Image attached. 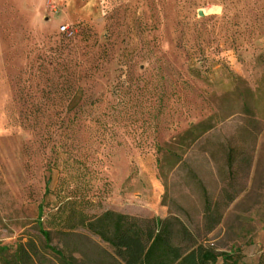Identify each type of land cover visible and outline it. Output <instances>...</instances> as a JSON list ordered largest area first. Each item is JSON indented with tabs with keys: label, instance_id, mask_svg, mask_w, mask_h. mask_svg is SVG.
I'll return each mask as SVG.
<instances>
[{
	"label": "rangeland",
	"instance_id": "obj_1",
	"mask_svg": "<svg viewBox=\"0 0 264 264\" xmlns=\"http://www.w3.org/2000/svg\"><path fill=\"white\" fill-rule=\"evenodd\" d=\"M71 37L91 100H111L131 70L158 85L153 101L166 96L146 144L57 158L42 127L22 123L16 83ZM198 125L196 140L185 136ZM207 199L221 217L210 234ZM75 209L179 217L205 246L264 264V0H0V246H40L41 220L80 264H113L99 237L64 226Z\"/></svg>",
	"mask_w": 264,
	"mask_h": 264
},
{
	"label": "trees",
	"instance_id": "obj_2",
	"mask_svg": "<svg viewBox=\"0 0 264 264\" xmlns=\"http://www.w3.org/2000/svg\"><path fill=\"white\" fill-rule=\"evenodd\" d=\"M81 33L82 40L87 39L89 32L84 29ZM78 50L74 38L63 39L49 51H42L28 67L26 76L18 80L15 103L22 123L42 127L43 141L53 143L57 158L82 156L90 143L109 149L121 146L120 139L126 137L134 139L139 147L146 144L152 133L160 132L166 96L153 101L152 91L158 85L142 75L135 76L131 70L119 76L109 89L111 100L105 95L91 100L83 66L76 57ZM199 128H190L185 136L196 140ZM50 183L51 177L46 179V193ZM213 209L207 199V234L221 222V217L212 221ZM61 220L69 230L81 227L108 244L113 250V264H240L236 253L217 252L205 246L201 237L175 216L144 219L108 210L90 217L75 209ZM38 222L43 236L40 246L33 240L15 248L0 246L2 264H47L49 260L57 264L81 263L74 255L51 246V231L43 230L41 220Z\"/></svg>",
	"mask_w": 264,
	"mask_h": 264
},
{
	"label": "built area",
	"instance_id": "obj_3",
	"mask_svg": "<svg viewBox=\"0 0 264 264\" xmlns=\"http://www.w3.org/2000/svg\"><path fill=\"white\" fill-rule=\"evenodd\" d=\"M64 32H66L70 36L72 35V33L70 31H64Z\"/></svg>",
	"mask_w": 264,
	"mask_h": 264
},
{
	"label": "crops",
	"instance_id": "obj_4",
	"mask_svg": "<svg viewBox=\"0 0 264 264\" xmlns=\"http://www.w3.org/2000/svg\"><path fill=\"white\" fill-rule=\"evenodd\" d=\"M165 212H162V214H164Z\"/></svg>",
	"mask_w": 264,
	"mask_h": 264
}]
</instances>
